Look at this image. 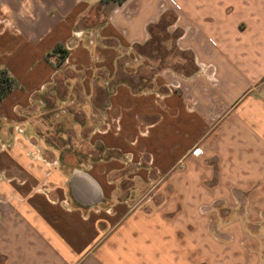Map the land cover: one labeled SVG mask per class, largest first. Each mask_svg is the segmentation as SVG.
I'll return each instance as SVG.
<instances>
[{"label":"crops","instance_id":"1","mask_svg":"<svg viewBox=\"0 0 264 264\" xmlns=\"http://www.w3.org/2000/svg\"><path fill=\"white\" fill-rule=\"evenodd\" d=\"M7 1L0 264H264V0ZM161 36L176 68L149 55ZM53 83L87 101L105 155L73 163L33 139ZM149 174L163 183L145 207ZM202 203L232 213L214 241L192 226Z\"/></svg>","mask_w":264,"mask_h":264},{"label":"rangeland","instance_id":"2","mask_svg":"<svg viewBox=\"0 0 264 264\" xmlns=\"http://www.w3.org/2000/svg\"><path fill=\"white\" fill-rule=\"evenodd\" d=\"M7 0H0V31L4 32L5 30L14 32L16 27L13 24V21L7 17L10 15L8 12ZM7 6V7H6ZM11 13V12H10ZM160 30V29H159ZM165 38V41L162 42V39ZM159 37V41L155 44L154 50L149 52V55L154 60L157 65H172L173 67H177L180 65L179 58H181V53L177 50L173 41L166 39V37ZM70 44L69 41H67ZM67 44V45H68ZM152 49V48H151ZM49 58L53 61L52 56ZM50 62V60H49ZM52 65V64H51ZM52 67H54L52 65ZM52 95L48 97V101L46 103L48 118L45 120L46 131L44 132H36L33 136V139L38 140L45 139L48 143L52 144L56 148V152L54 153L56 156L61 157V159L65 161H72L73 163L83 160L84 157H87L91 154V156L97 155H105V151L98 148L97 144L88 147V134L89 128L91 126V108L87 106V101L81 99V95L76 92L73 95H70L72 99H67L66 94H64V89L56 84H52L51 86ZM88 115V116H87ZM95 117V116H93ZM45 118V117H44ZM88 118L90 121V125L88 124ZM77 122H82V127L79 128L77 126ZM50 153L52 152L48 149ZM39 150L36 147H32L29 151L30 156L36 157L39 155ZM45 155H48L47 151ZM72 163V164H73ZM177 170H181L182 165L179 164L176 166ZM148 180L144 181L143 187V203L146 206L157 204L159 201V196L157 195V188L162 185L163 180L161 179H153L151 178V174H149ZM177 183L182 181L177 180ZM194 198V197H193ZM175 205L176 211L175 214L178 216L181 214L179 211V203L180 197H175ZM218 203L216 197L208 198L207 204L215 205ZM210 208V207H209ZM192 226L199 225L200 223L207 224V234L210 237L209 241L215 240L216 237V227L215 222L217 219L220 220H228L232 218V213L224 212H215V211H205V206L202 203L198 207L196 206L193 211L189 213ZM230 231V229H229ZM230 236V234H228ZM209 242V247H210ZM214 248V247H213ZM205 264V263H201Z\"/></svg>","mask_w":264,"mask_h":264},{"label":"trees","instance_id":"3","mask_svg":"<svg viewBox=\"0 0 264 264\" xmlns=\"http://www.w3.org/2000/svg\"><path fill=\"white\" fill-rule=\"evenodd\" d=\"M121 1V0H115ZM67 50L61 43L55 44L51 50L46 54L52 56L53 61L50 63L53 66L58 65L66 56ZM16 85L15 79L8 73L4 67H0V100L9 92V90Z\"/></svg>","mask_w":264,"mask_h":264},{"label":"built area","instance_id":"4","mask_svg":"<svg viewBox=\"0 0 264 264\" xmlns=\"http://www.w3.org/2000/svg\"><path fill=\"white\" fill-rule=\"evenodd\" d=\"M171 1V0H170ZM65 48V47H64ZM66 49V48H65Z\"/></svg>","mask_w":264,"mask_h":264}]
</instances>
